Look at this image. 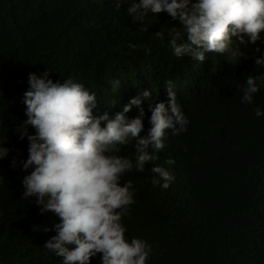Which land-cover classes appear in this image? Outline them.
Returning <instances> with one entry per match:
<instances>
[{
	"label": "clouds",
	"instance_id": "obj_1",
	"mask_svg": "<svg viewBox=\"0 0 264 264\" xmlns=\"http://www.w3.org/2000/svg\"><path fill=\"white\" fill-rule=\"evenodd\" d=\"M116 7L127 13L122 26L93 40L70 35L49 11L28 9L27 25L13 22L0 35V213L18 216L6 205L18 187L40 214L54 213L59 222L46 231L56 235L44 247L63 264H91L98 254L101 264H146L150 246L129 242L121 222L134 203L128 179L150 165L154 186H173L169 210L190 202L195 211L186 188L205 173L201 162L186 172L180 143L187 137L196 161L200 153L211 161L232 127L248 130L254 111L264 115L242 104L264 84L249 66L264 67V0Z\"/></svg>",
	"mask_w": 264,
	"mask_h": 264
},
{
	"label": "trees",
	"instance_id": "obj_2",
	"mask_svg": "<svg viewBox=\"0 0 264 264\" xmlns=\"http://www.w3.org/2000/svg\"><path fill=\"white\" fill-rule=\"evenodd\" d=\"M118 2L0 0V35L12 32L13 22L27 25L24 12L28 9L49 11L70 35L81 41L84 37L93 40L108 25L122 26L127 13L120 16L123 7L117 8ZM134 25L140 27L139 23ZM254 56L255 53L250 55ZM249 66L254 68L253 77L264 74V67L255 65L254 60ZM242 97L239 95L237 102L242 103ZM242 104L244 109L259 108L264 112V84L252 103ZM195 107L193 104V113ZM254 116L256 127H232L229 136L218 143V152L211 161L201 153L196 161L192 150L187 149L191 147L187 137L180 143L178 154L186 172L201 162L205 173L200 175L199 185L186 188L196 197L195 211L190 202L178 212L169 210L173 186H154L151 181L156 174L149 170L150 165L136 178L128 179L133 185L134 203L121 222L129 242L139 238L150 246L146 264H264V115L258 117L254 111ZM233 134L236 138H232ZM190 135L204 143L196 138V133ZM230 146L236 148L234 156L228 153ZM26 201L30 200L22 198L18 187L15 198L6 203L10 209L18 208V216L6 221L0 213V264H63L61 257L44 247L56 235L54 230L46 229H53L58 217L52 212L40 214L37 205ZM184 209L186 213L182 212ZM91 264H101L99 254Z\"/></svg>",
	"mask_w": 264,
	"mask_h": 264
}]
</instances>
